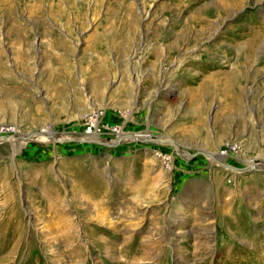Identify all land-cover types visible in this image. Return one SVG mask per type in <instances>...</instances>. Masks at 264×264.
I'll list each match as a JSON object with an SVG mask.
<instances>
[{
    "label": "rangeland",
    "instance_id": "374dc122",
    "mask_svg": "<svg viewBox=\"0 0 264 264\" xmlns=\"http://www.w3.org/2000/svg\"><path fill=\"white\" fill-rule=\"evenodd\" d=\"M263 40L264 0H0V264H264Z\"/></svg>",
    "mask_w": 264,
    "mask_h": 264
},
{
    "label": "bare ground",
    "instance_id": "6f19581e",
    "mask_svg": "<svg viewBox=\"0 0 264 264\" xmlns=\"http://www.w3.org/2000/svg\"><path fill=\"white\" fill-rule=\"evenodd\" d=\"M241 32V31H240ZM252 34V33H251ZM250 33L247 35V36H244V35H240V39H241V41L242 42H244V43H241V46H240V48H239V53H240V55H239V59H240V61H241V63H242V65L244 66V67H246V66H250L249 65V63L251 64V63H253L254 61H253V58H255V56L257 55L256 54V52H257V45L260 43V38L258 39V38H249L250 40L248 41V43H246V40H247V38L251 35ZM259 34V33H258ZM261 34V33H260ZM255 35H257V33L255 34ZM254 36V35H253ZM261 36V35H260ZM252 37V36H251ZM264 41V40H263ZM247 44V45H246ZM262 45V44H261ZM260 51V50H259ZM260 53V52H259ZM260 56H259V54H258V56H257V58L259 59V61L257 62V65L258 66H260V65H262L263 63H264V56H262L261 58H259ZM250 69V68H249ZM249 71L250 70H245V71H243L242 73V75L243 76H245V77H243L242 78V80L241 81H243V80H246V82H248V79L246 78L247 76H248V74H249ZM244 78H246V79H244ZM39 136L41 135V134H38ZM55 135V134H54ZM39 136H36L37 137V139L39 140V141H46V140H48L49 138H51V137H53L52 135H50V134H46V135H41V137H39ZM47 137L48 139H44L43 140V137ZM35 138V137H34ZM33 138V139H34ZM57 138V137H56ZM24 139H31V140H33L32 139V136H25L24 137ZM50 140V139H49ZM75 140V139H74ZM95 140V139H94ZM96 140H98V138L96 139ZM135 140H137V141H141V142H147L146 141V139L144 138H135ZM78 141H83V142H92L93 140H89V139H87V138H83V139H79ZM124 141V140H123ZM126 141V140H125ZM214 159H216L218 162H220L221 160L219 159V157L218 156H214ZM254 169H256L257 171H262V170H264V165H256V162H254V161H252L251 163H249L248 164V166H247V168L245 167V169H242V170H245V171H249V170H254Z\"/></svg>",
    "mask_w": 264,
    "mask_h": 264
}]
</instances>
